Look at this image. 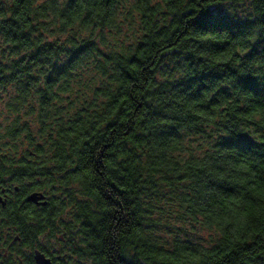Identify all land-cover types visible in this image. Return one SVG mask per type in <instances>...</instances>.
<instances>
[{"label": "trees", "instance_id": "16d2710c", "mask_svg": "<svg viewBox=\"0 0 264 264\" xmlns=\"http://www.w3.org/2000/svg\"><path fill=\"white\" fill-rule=\"evenodd\" d=\"M34 4L0 0V179L17 160L22 190L30 180L41 187L53 181L69 188L62 198L68 207L81 201L70 213L78 223L65 221V211L21 207L22 244H38L47 228L60 226L81 257L76 264H264V235L257 228L245 236L235 223L256 206L206 200L200 180L208 157L199 154L205 146L234 154L237 144L241 159L258 163L253 172L264 178V150L233 132L248 115L245 101L264 108V71L258 70L264 46L258 52L255 35H248L264 33V0H168L163 7L148 0L129 7L123 0H50L33 15ZM49 11L59 19L49 23ZM76 21L81 31L73 35ZM206 31L225 56L247 35L249 67L203 64L191 41ZM65 47L87 53L68 65ZM181 64L183 88L174 103L195 104L187 115L179 103L161 111L163 85L149 88L157 83L156 69ZM212 125L219 135L209 131ZM185 126L204 143L185 137ZM191 228L211 242L176 244L169 255V240L183 239ZM18 254L28 252L20 245ZM0 262L14 264L2 255Z\"/></svg>", "mask_w": 264, "mask_h": 264}, {"label": "clouds", "instance_id": "9594fccd", "mask_svg": "<svg viewBox=\"0 0 264 264\" xmlns=\"http://www.w3.org/2000/svg\"><path fill=\"white\" fill-rule=\"evenodd\" d=\"M125 7L129 5H135L138 2L143 3L144 0H123ZM168 0H148L150 6L159 5L161 7L167 4ZM210 0H204V3H209ZM60 4H64V0H60ZM41 5H50V0H35L33 5V12L30 14H35L40 10ZM64 9L61 8V11ZM131 10V9H130ZM216 9L209 8L208 11H215ZM71 11V9H69ZM123 11V9H122ZM86 14V13H85ZM225 14L227 10L225 9ZM82 18V17H81ZM4 16H0V20H4ZM44 18L42 17L40 21L42 22ZM54 19H59L58 16H54L52 11H49L47 15V20L51 23ZM62 23H67L63 21ZM81 25L79 21H76L69 28V32L73 35L80 34ZM92 29L87 30V35L91 36ZM97 35H99V30H96ZM255 35L256 39L254 41L257 46L258 52L259 48L264 46V33L260 34H248ZM247 35L245 36L243 44L234 45L231 52L228 55H223L217 51V45L219 43L218 38L212 31H206L202 35L196 34L193 36L191 41L192 47L195 49V56L202 57V63L213 68L216 67H230L234 68L237 71L240 69L249 67L250 57L246 56V44H247ZM61 51H67L68 60L65 61L66 64L71 65L79 60L81 56L86 55L85 53L77 54L73 52L70 48H63ZM260 59L264 62V52H259ZM63 58V57H62ZM240 61H244L243 64ZM184 65L181 64L179 67L173 71L172 68H158L152 74V80H155L156 84H150L149 88L152 92H155L156 88L160 85H163L162 96L160 103L163 105L161 111L165 109H175L177 103L181 105V108L185 115L193 112L196 105L186 101H177L174 103L176 91L183 88V72L182 69ZM259 71H264V63L261 64ZM260 83V81H257ZM264 87V85H262ZM164 90H167L164 92ZM244 107L248 108V115L243 116L239 121L234 125L233 132L239 133L240 135L247 136L257 148L264 150V108H254L249 107V103L245 101ZM175 112L169 118H174ZM187 125V120L185 121ZM180 129L176 130V133H180ZM195 130L191 127L185 126L183 128V135L185 137L191 136V133ZM209 131L212 133L216 132V128L212 125L209 128ZM192 139H195L198 144H203L204 141L201 140L199 136H191ZM238 139V136L234 137ZM233 148L237 149V152L234 154H229L227 152H218L215 148H208L207 146L201 148L200 157L204 159L205 156L208 157V160L204 164V175L201 177L200 183L205 186V199L215 201L220 203L222 201H227L234 208H249L256 206V211L250 213V218L245 216H237L235 223L239 225L240 229L243 230V234L246 236L249 232L255 231L257 235H264V178L258 177L253 168L259 169L260 165L254 164L247 159H241L243 155L242 151L239 150V145L233 144ZM67 179V177H65ZM83 179V177H81ZM51 184H46L44 188L38 189V192L51 195ZM74 190L79 187V185L72 184L69 185ZM60 195L59 192L55 193ZM232 223V221H229ZM191 238L189 234H184L183 239H177L175 237L171 238L167 243V249L169 250V255L176 254V244H190L194 247H199L204 245L209 241L208 237H205L204 240L200 239L201 233L198 232L195 228L190 229ZM211 235V234H210ZM219 235V234H217ZM161 250H164L163 248ZM183 251L187 252L188 249ZM171 264V262H168Z\"/></svg>", "mask_w": 264, "mask_h": 264}, {"label": "flooded vegetation", "instance_id": "af4514ba", "mask_svg": "<svg viewBox=\"0 0 264 264\" xmlns=\"http://www.w3.org/2000/svg\"><path fill=\"white\" fill-rule=\"evenodd\" d=\"M17 152L13 157H17ZM13 169L0 179V255L9 258L14 264H38L37 253H40L50 264H76L81 257L75 255L72 247L67 244V237L70 235L62 227L58 226V231L47 228L45 233L39 236L38 244H22V236L19 232L18 218L20 208H31L34 211H50L59 215L71 213L78 210V203L81 199L76 198L75 203L68 207L69 203L64 202L68 199L69 188H63L59 183L51 181V195L38 192L42 189L40 184L30 180L27 182V189L22 190L16 176L17 160H13ZM57 177L56 173H53ZM59 192L60 195L55 193ZM38 194V201L31 202L28 198L32 194ZM64 198V201L63 199ZM73 197V199L75 200ZM74 209V210H73ZM11 221L12 224H6ZM74 234V233H72ZM23 246L27 250V256L19 255V247ZM0 264H4L0 262Z\"/></svg>", "mask_w": 264, "mask_h": 264}, {"label": "water", "instance_id": "95a60500", "mask_svg": "<svg viewBox=\"0 0 264 264\" xmlns=\"http://www.w3.org/2000/svg\"><path fill=\"white\" fill-rule=\"evenodd\" d=\"M29 201L31 202H37L38 201V194L34 193L32 194L29 198ZM37 260H38V264H50L42 254L37 253Z\"/></svg>", "mask_w": 264, "mask_h": 264}, {"label": "rangeland", "instance_id": "374dc122", "mask_svg": "<svg viewBox=\"0 0 264 264\" xmlns=\"http://www.w3.org/2000/svg\"><path fill=\"white\" fill-rule=\"evenodd\" d=\"M62 218H64L65 221H68V222H71V223H78L79 222L77 219L74 218V216H71L69 212L68 213H65L64 212ZM202 235H203L202 237H207L208 236V233H205V234H202ZM181 236H182V238H184L183 235H181ZM189 238H191V234L189 235Z\"/></svg>", "mask_w": 264, "mask_h": 264}]
</instances>
